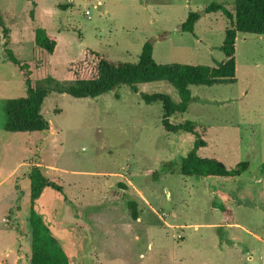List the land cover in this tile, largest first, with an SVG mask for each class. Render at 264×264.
<instances>
[{"label": "rangeland", "instance_id": "rangeland-1", "mask_svg": "<svg viewBox=\"0 0 264 264\" xmlns=\"http://www.w3.org/2000/svg\"><path fill=\"white\" fill-rule=\"evenodd\" d=\"M233 1L0 0L1 261H13L20 245L21 258L29 256L26 240L16 237L29 232L28 173L39 164L62 187L45 188L39 203L49 223L61 214L73 264H264V36L237 35L235 83L190 86L187 110L170 118L173 125L191 122L203 134L201 158L228 169L247 162L248 170L233 180L162 173L194 141L189 133H166L162 103L146 104L141 97L161 93L178 102L165 82L123 85L96 98L53 91L41 107L47 131L3 129L6 100L26 92L6 48L31 65L35 86L46 78L71 85L68 66L85 48L112 62L136 63L150 39L158 64L214 67L224 60L218 47L229 22L204 9L216 3L233 12ZM189 12L200 15L194 35L179 30ZM36 29L57 39L53 55L34 46ZM218 192L231 198L244 230L224 226L221 213L211 208ZM127 200L138 203L136 221Z\"/></svg>", "mask_w": 264, "mask_h": 264}, {"label": "trees", "instance_id": "trees-1", "mask_svg": "<svg viewBox=\"0 0 264 264\" xmlns=\"http://www.w3.org/2000/svg\"><path fill=\"white\" fill-rule=\"evenodd\" d=\"M59 9L67 7L60 5ZM220 12L229 22L224 31V39L218 50L223 53L224 60L214 67L185 64H158L154 61L153 40H147L141 48L136 63H121L107 60L98 52L85 48L79 60L71 62L68 74L72 84L63 87L52 79L46 78L36 86L32 84L31 65L18 60L13 52L5 49L8 60L23 74L26 92L24 97L8 99L5 102L4 131L9 133H34L48 130V122L41 115L44 99L51 92H59L74 98H96L112 92L123 85L135 87L138 84L165 82L176 91L179 101L174 102L167 94H143L146 104L161 102L163 116L161 125L166 133H189L194 136L192 148L187 155L178 162L165 164L163 174H173L177 171L182 176L198 179L227 178L233 180L248 170L247 162L238 163L233 169L226 168L214 158H201L199 151L206 147L203 134L195 129L191 122L173 125L170 118L175 114H183L187 110L192 98L190 86H213L233 84L236 81L235 71V40L237 35L264 36V0H234L233 12L221 4H210L204 13ZM200 15L189 12L186 20L180 25L181 32L194 35V26ZM0 16V25H2ZM7 30L4 28L3 33ZM6 38V37H5ZM35 47L53 55L57 48V39L43 29L34 32ZM117 97V96H116ZM43 167L32 166L28 173L29 179V225H30V256L29 264H72L70 252L62 245L45 225L42 217L37 213V201L45 188L62 192L57 182L51 181L43 174ZM264 170V163L262 164ZM156 175H158L156 173ZM125 187L123 184H119ZM216 200V202H215ZM230 201L227 194L218 192L214 196L211 208L220 212L225 224L233 223V212L227 208ZM132 220L139 218L138 203L135 200L126 202Z\"/></svg>", "mask_w": 264, "mask_h": 264}, {"label": "crops", "instance_id": "crops-1", "mask_svg": "<svg viewBox=\"0 0 264 264\" xmlns=\"http://www.w3.org/2000/svg\"><path fill=\"white\" fill-rule=\"evenodd\" d=\"M47 32V31H46ZM48 33V32H47ZM49 34V33H48ZM50 35V34H49ZM52 36V35H51ZM54 37V36H53ZM237 38V37H236ZM57 45H58V41H57ZM34 46H35V43H34ZM37 166H41L39 164H36ZM42 167V166H41ZM45 169V167H43ZM40 201V198L39 200L37 201V213L42 217L45 225L49 228L50 232L55 235L59 241L62 243V245L70 252L71 254V261H72V264H73V249H72V243L69 240V235L65 233V230H64V222H63V218L61 216V214L59 215V218H57V221L56 223L52 224V223H49L48 221H52L50 218H47L45 217L46 215V212H45V208H42L41 205H43L44 203H39ZM65 202V201H63ZM53 203H50V205H52ZM231 198H230V201H227L226 202V206L228 209H230L232 212H233V223L232 224H225L224 221H223V218H222V222L224 224V226H227L228 228H235V229H238V230H244L242 229V227L240 226V224L236 221V218H235V214H234V211L231 209ZM64 208H67L66 206ZM64 208H63V211H64ZM54 210V209H51V207L49 206L48 210ZM62 211V212H63ZM222 215V214H221ZM53 219V218H52ZM219 226V225H218ZM71 230V229H70ZM18 232V231H17ZM29 232H30V227H29ZM29 232H26L24 234H20L18 235L19 237L17 239V242H19L20 238H21V241H22V238H24L27 242V247H28V250H30V233ZM69 232V231H68ZM256 240H261L258 236H256ZM262 242L264 243V240H262ZM22 249V246L20 245L18 247V250H17V254H14V260L13 261H10V263L8 262V260L6 261H1L0 260V264H17L18 261L21 262L22 260H25L29 263V256H30V253H29V256H26L25 259H22L21 257V250ZM9 252V251H8ZM6 257V256H5Z\"/></svg>", "mask_w": 264, "mask_h": 264}, {"label": "built area", "instance_id": "built-area-1", "mask_svg": "<svg viewBox=\"0 0 264 264\" xmlns=\"http://www.w3.org/2000/svg\"><path fill=\"white\" fill-rule=\"evenodd\" d=\"M88 12H86V14H87Z\"/></svg>", "mask_w": 264, "mask_h": 264}]
</instances>
